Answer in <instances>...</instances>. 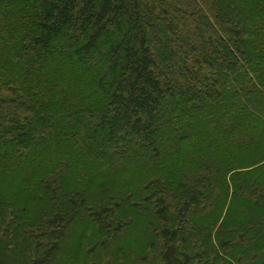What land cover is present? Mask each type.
<instances>
[{
    "label": "trees",
    "instance_id": "1",
    "mask_svg": "<svg viewBox=\"0 0 264 264\" xmlns=\"http://www.w3.org/2000/svg\"><path fill=\"white\" fill-rule=\"evenodd\" d=\"M0 264H264V0H0Z\"/></svg>",
    "mask_w": 264,
    "mask_h": 264
},
{
    "label": "rangeland",
    "instance_id": "2",
    "mask_svg": "<svg viewBox=\"0 0 264 264\" xmlns=\"http://www.w3.org/2000/svg\"><path fill=\"white\" fill-rule=\"evenodd\" d=\"M68 75L67 74H65V77H67Z\"/></svg>",
    "mask_w": 264,
    "mask_h": 264
}]
</instances>
